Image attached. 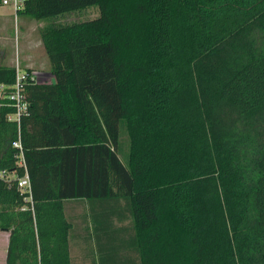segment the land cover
Here are the masks:
<instances>
[{"label": "trees", "instance_id": "1", "mask_svg": "<svg viewBox=\"0 0 264 264\" xmlns=\"http://www.w3.org/2000/svg\"><path fill=\"white\" fill-rule=\"evenodd\" d=\"M18 16L43 23L52 79L24 82L19 123L0 99V169L26 170L32 195L0 179L5 264H73L82 202L99 264H264V0H25Z\"/></svg>", "mask_w": 264, "mask_h": 264}, {"label": "rangeland", "instance_id": "2", "mask_svg": "<svg viewBox=\"0 0 264 264\" xmlns=\"http://www.w3.org/2000/svg\"><path fill=\"white\" fill-rule=\"evenodd\" d=\"M6 10L11 11V8L5 6L1 9L2 12ZM96 15V8H89L83 10V12L81 13L67 14L65 20L83 21L94 18ZM14 17L15 15L12 14V24L9 37L0 39L1 45L3 44V41H5L4 51L6 53L5 60L0 62H3L4 64L13 63V66L16 67L18 65L20 70H23V68H28L30 71L34 72V74L36 75V79L39 83L50 82L52 79L50 73V65L42 49V46L39 44L40 39L38 31H28L26 37L27 50L26 53L23 54L21 37L22 34L20 33V24L18 22L21 20V18L20 16H18V20L15 21ZM79 206L82 208L83 211L82 216H77L75 214L77 213L76 211H79ZM67 208L68 213L73 219L74 233H79L80 236V239H76L74 241V244H72L71 246L73 264H99L97 259L95 242L93 239L91 220L87 212L88 210L86 203L82 202L80 204H68ZM127 222L124 221L122 224L125 225L127 224ZM116 225H119V223H117ZM1 234H3V238H0V240H5L6 233L4 232ZM2 249L3 248L0 241V264H5V257L3 259V256L1 255L3 251Z\"/></svg>", "mask_w": 264, "mask_h": 264}, {"label": "built area", "instance_id": "3", "mask_svg": "<svg viewBox=\"0 0 264 264\" xmlns=\"http://www.w3.org/2000/svg\"><path fill=\"white\" fill-rule=\"evenodd\" d=\"M25 5V0H0V6L10 7L12 13L15 15V21H17L16 15L19 10H22ZM30 78L36 83H39L36 79L34 72L20 70L19 66H16V79L13 84L0 83V99H7L11 102V105L15 107L14 113L7 115L9 121L20 122V117L25 114L28 109V102L26 100L24 92V82ZM12 145L17 149L16 165L18 167L26 168L24 152L20 139L14 141ZM0 179L5 181L15 180L17 182V188L21 194H24L25 201H28L30 205L32 204L31 195V182L27 171L20 177L17 176L16 170L0 169ZM28 208L27 206L22 207V210Z\"/></svg>", "mask_w": 264, "mask_h": 264}, {"label": "crops", "instance_id": "4", "mask_svg": "<svg viewBox=\"0 0 264 264\" xmlns=\"http://www.w3.org/2000/svg\"><path fill=\"white\" fill-rule=\"evenodd\" d=\"M2 8H4V6H0V39H2V38L4 39L5 37L6 38L9 37L11 24H12L11 17H12V14H13L12 10L8 11L9 10L8 8H7L8 10L2 12L1 11ZM75 14H77V13H75ZM19 24H20V33L22 34L21 35V37H22V52H23V54H25L26 50H27L26 49L27 48V43H26V39L27 38L26 37H27L28 31H30V30H36L37 31L38 28L43 25V23L42 22H37V21H31V20L29 21L27 18L22 17L21 20L19 21ZM39 44L41 45L40 40H39ZM4 45H5V41H3L2 45L0 44V61H4L5 58H6V53L4 51ZM0 63H3V62H0ZM5 65L12 66L13 63H11V64H6L5 63ZM4 232L6 233L5 240H0L2 248H3L2 249L3 251H2V254H1L3 256V259H4V257L6 258L8 238H9V232L8 231H1V230H0V238L1 239L3 238V236H2L3 234H1V233H4Z\"/></svg>", "mask_w": 264, "mask_h": 264}]
</instances>
